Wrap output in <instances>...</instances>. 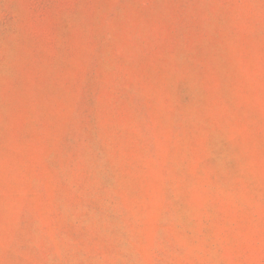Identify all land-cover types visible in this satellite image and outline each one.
<instances>
[{
  "label": "rangeland",
  "instance_id": "rangeland-1",
  "mask_svg": "<svg viewBox=\"0 0 264 264\" xmlns=\"http://www.w3.org/2000/svg\"><path fill=\"white\" fill-rule=\"evenodd\" d=\"M0 264H264V0H0Z\"/></svg>",
  "mask_w": 264,
  "mask_h": 264
}]
</instances>
